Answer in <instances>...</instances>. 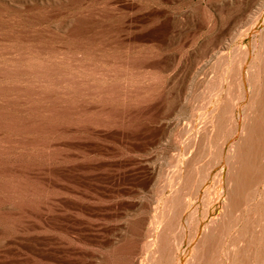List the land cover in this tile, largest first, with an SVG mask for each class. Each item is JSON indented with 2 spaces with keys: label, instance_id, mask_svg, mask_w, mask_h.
Here are the masks:
<instances>
[{
  "label": "rangeland",
  "instance_id": "374dc122",
  "mask_svg": "<svg viewBox=\"0 0 264 264\" xmlns=\"http://www.w3.org/2000/svg\"><path fill=\"white\" fill-rule=\"evenodd\" d=\"M217 3L0 0V264H127L146 218L177 233V192L189 237L188 143L240 89L218 54L196 65Z\"/></svg>",
  "mask_w": 264,
  "mask_h": 264
},
{
  "label": "bare ground",
  "instance_id": "6f19581e",
  "mask_svg": "<svg viewBox=\"0 0 264 264\" xmlns=\"http://www.w3.org/2000/svg\"><path fill=\"white\" fill-rule=\"evenodd\" d=\"M218 1L221 8L231 7L224 20L212 24L196 65L213 54L229 62L228 77L240 87L238 101L225 97L215 104L206 131L188 143L193 151L184 165L204 161L190 178L194 201L189 237L184 216L191 202L177 192V233L168 234L161 213L146 218L134 231L127 264H264V87L258 86L264 79V0ZM248 37L251 41L243 46H231ZM179 177L186 178L184 172ZM186 243L192 251L183 260ZM141 252L143 261L138 259Z\"/></svg>",
  "mask_w": 264,
  "mask_h": 264
}]
</instances>
